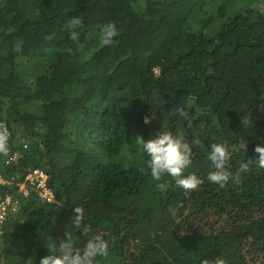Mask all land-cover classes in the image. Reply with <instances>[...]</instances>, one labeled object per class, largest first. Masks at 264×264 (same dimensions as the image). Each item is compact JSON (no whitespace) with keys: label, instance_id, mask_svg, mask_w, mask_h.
<instances>
[{"label":"trees","instance_id":"trees-1","mask_svg":"<svg viewBox=\"0 0 264 264\" xmlns=\"http://www.w3.org/2000/svg\"><path fill=\"white\" fill-rule=\"evenodd\" d=\"M0 126V155L20 152L0 174L33 188L43 170L54 196L12 188L0 264L96 238L109 248L92 264H264V0H0ZM162 131L190 143L196 188L151 176L137 136ZM213 143L222 185L208 180Z\"/></svg>","mask_w":264,"mask_h":264},{"label":"clouds","instance_id":"clouds-1","mask_svg":"<svg viewBox=\"0 0 264 264\" xmlns=\"http://www.w3.org/2000/svg\"><path fill=\"white\" fill-rule=\"evenodd\" d=\"M72 23L76 24L78 21L73 20ZM117 32L118 30L115 23H106L101 29L100 39L105 45L112 44L114 42V38L117 36ZM79 36V32L70 30V39L73 42L79 44ZM156 74H160L159 68L156 69ZM144 122L149 124L151 123V119L146 116ZM189 126H191L190 121ZM7 138V128L0 126V153L7 154ZM137 140L140 145V150L148 157L146 161L147 168L154 179L159 180L162 175L166 174L173 177L177 186L185 190L194 189L200 183H202V181L195 174L187 176L184 175L185 170L188 169L192 164V147L190 143L186 141V139L177 135H173L170 132L162 131L147 140L142 136H137ZM191 143L196 144L199 143V141L194 138ZM255 152L258 154V158L255 159L257 166L259 168H264V144H258L255 147ZM19 154L20 152H14L8 156L0 155V159L5 158L6 162L10 164L17 161V159L20 157ZM208 159L214 165V170L210 171L208 174V180L222 185L229 178L227 172L225 171V163L227 159L225 145L221 143H213L210 146ZM240 168L242 171L245 170L247 168V164L241 163ZM37 170L44 173L46 175V179L44 180L43 186H39L41 180L40 178V180H35L39 182V184L36 186L35 181H31L33 188L27 187L25 185V180L24 182L17 184L15 179H6L0 174V195L4 196L9 194L17 199V195L12 193V188L16 187L18 188L16 193L19 191L22 192L21 194L25 195L24 191L28 192V194L25 195L23 199H27V196L31 193L30 190L35 189L36 191L41 192L40 195L43 197L53 200V193L47 186V182L50 179V174L40 169ZM12 209L13 207L10 208L8 214L12 212ZM75 211L78 213V215L75 217L74 221H78L81 215L80 209L76 208ZM8 220H10V218H8L7 215L4 223L1 226L0 235L3 234V229ZM108 248L109 245L106 241L96 238L94 240H89L84 245L83 251L74 252L71 250H61L59 254L54 255L51 253L50 255L43 257L40 260V264H92L95 257L107 255ZM204 264H209V262L204 261ZM213 264H226V261L220 257H217Z\"/></svg>","mask_w":264,"mask_h":264},{"label":"built area","instance_id":"built-area-1","mask_svg":"<svg viewBox=\"0 0 264 264\" xmlns=\"http://www.w3.org/2000/svg\"><path fill=\"white\" fill-rule=\"evenodd\" d=\"M45 179H46V175L39 170H34L33 173L29 174L26 177L27 181L40 180L39 186H43ZM24 193H25V195L28 194L27 191H24ZM17 204H18L17 199H15L13 196H11L9 194H6L4 196L0 195V229H1L2 224L5 221L6 216L8 215L10 208L11 207L14 208Z\"/></svg>","mask_w":264,"mask_h":264}]
</instances>
